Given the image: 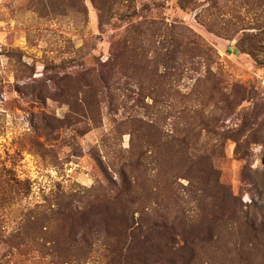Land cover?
Instances as JSON below:
<instances>
[{
	"label": "trees",
	"instance_id": "trees-1",
	"mask_svg": "<svg viewBox=\"0 0 264 264\" xmlns=\"http://www.w3.org/2000/svg\"><path fill=\"white\" fill-rule=\"evenodd\" d=\"M37 1L54 12L65 1L74 13H86L84 0ZM206 1L208 29L230 39L240 33L236 52L264 68V19L253 27L222 28V0ZM89 2L100 26L126 23L107 60L86 65L74 57L48 64L46 70L55 72L38 94H63L75 101L78 94H87L88 99L79 98L84 113L92 111L91 101L98 94H117L121 87L137 94L136 100L211 94L218 115L201 114L200 128L186 125L167 132L152 120L130 119L127 130H119L129 134L130 146L120 149L118 158L111 152H106V161L99 158L105 181L77 190H51L27 206L10 230L0 227V264L18 257L37 258L36 264H264V158L263 168L242 176V195L221 181L214 162L215 149L227 139L245 159L253 154L252 144L264 147L258 123L262 105L253 108L249 122L218 130L219 121L238 114L256 88L226 83L213 69L216 50L190 28L139 18L135 0ZM192 4L195 0L178 2L182 9ZM248 29L253 32H243ZM186 74L193 82L183 92L179 79ZM59 128L42 117L36 126L44 139ZM42 144L32 142L38 152L49 153ZM31 193L30 179L19 178L11 167L0 168V209ZM244 194L252 200L248 205L241 200Z\"/></svg>",
	"mask_w": 264,
	"mask_h": 264
},
{
	"label": "rangeland",
	"instance_id": "rangeland-1",
	"mask_svg": "<svg viewBox=\"0 0 264 264\" xmlns=\"http://www.w3.org/2000/svg\"><path fill=\"white\" fill-rule=\"evenodd\" d=\"M135 1L139 18L157 19L163 26L180 24L202 36L216 50L213 69L226 83L239 81L256 88L257 94H247L238 114L219 121L218 130L229 131L249 122L256 105L263 107L258 123L264 130V68H257L250 57L236 52L240 33L230 39L210 31L211 13L208 14L206 0H195L186 9L179 7V0ZM63 4L64 8L54 12L37 0H0V168L11 167L19 178L32 182L29 198L15 200L0 209L1 230H10L19 214L42 194L56 189L77 190L79 186L105 181L99 158L106 161V152L118 158L120 149L130 146L129 134H119V130H127L130 119L152 120L159 130L167 132L186 125L200 128L201 114L218 115L211 94H163L158 99L136 100L137 94H129L121 87L117 94H98L95 102L91 101L92 111L87 108L85 113L79 98L88 99L87 94H78V101L63 94H38L42 82L49 84L48 78L55 72L46 70V65L72 61L74 57L86 65L106 61L126 24L117 21L115 26L120 28L100 26L89 0H84L85 14L74 13L65 1ZM222 4V28L253 27L264 19V1L259 5L257 0H222ZM192 82L189 75H182L178 88L184 92ZM43 116L60 127L46 139L36 129L41 117L45 119ZM214 125L217 127V123ZM37 140L49 153H40L32 146ZM251 148L249 159L241 158L229 139L215 149L214 162L220 179L236 195L245 192L242 176L263 168L260 159L264 158V147L252 144ZM241 200L247 205L252 202L247 194ZM35 259L18 257L9 264H36ZM88 264L97 263L91 260Z\"/></svg>",
	"mask_w": 264,
	"mask_h": 264
}]
</instances>
